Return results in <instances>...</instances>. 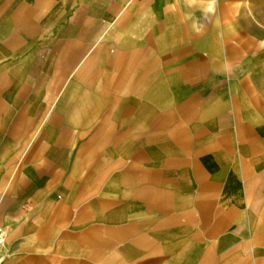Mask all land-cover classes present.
<instances>
[{
  "label": "crops",
  "instance_id": "0c3cea01",
  "mask_svg": "<svg viewBox=\"0 0 264 264\" xmlns=\"http://www.w3.org/2000/svg\"><path fill=\"white\" fill-rule=\"evenodd\" d=\"M205 6L0 0V264H264V38Z\"/></svg>",
  "mask_w": 264,
  "mask_h": 264
},
{
  "label": "rangeland",
  "instance_id": "374dc122",
  "mask_svg": "<svg viewBox=\"0 0 264 264\" xmlns=\"http://www.w3.org/2000/svg\"><path fill=\"white\" fill-rule=\"evenodd\" d=\"M222 5L223 15L228 19L238 21L239 29L251 31L256 37L264 38V0H219ZM254 21V26L251 21ZM262 44L257 51H263Z\"/></svg>",
  "mask_w": 264,
  "mask_h": 264
},
{
  "label": "clouds",
  "instance_id": "9594fccd",
  "mask_svg": "<svg viewBox=\"0 0 264 264\" xmlns=\"http://www.w3.org/2000/svg\"><path fill=\"white\" fill-rule=\"evenodd\" d=\"M218 0H206V6L202 9V12L205 16V18H210L213 16L217 9ZM196 28V31L199 32L201 30L200 27H197L196 25L193 26Z\"/></svg>",
  "mask_w": 264,
  "mask_h": 264
},
{
  "label": "built area",
  "instance_id": "2783aa9c",
  "mask_svg": "<svg viewBox=\"0 0 264 264\" xmlns=\"http://www.w3.org/2000/svg\"><path fill=\"white\" fill-rule=\"evenodd\" d=\"M5 237H6L5 228L2 225H0V254H1L2 248L4 246Z\"/></svg>",
  "mask_w": 264,
  "mask_h": 264
}]
</instances>
